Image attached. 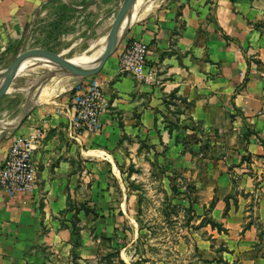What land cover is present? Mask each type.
Instances as JSON below:
<instances>
[{
    "label": "crops",
    "instance_id": "crops-1",
    "mask_svg": "<svg viewBox=\"0 0 264 264\" xmlns=\"http://www.w3.org/2000/svg\"><path fill=\"white\" fill-rule=\"evenodd\" d=\"M60 1L68 0H0V63ZM138 7L94 75L42 64L26 76L29 66L19 67L0 98V165L12 138L25 136L35 140L36 169L32 190L0 189V264H97L99 253L116 249L133 264L142 205L127 180L155 163L166 175L184 174L196 215L207 211L220 227H210L214 248L200 243L202 258L264 264V0H141ZM132 39L145 43L159 84L118 71ZM38 80L46 83L33 86ZM97 80L107 101L100 129L75 135L73 98ZM120 224L125 242L103 246Z\"/></svg>",
    "mask_w": 264,
    "mask_h": 264
},
{
    "label": "rangeland",
    "instance_id": "rangeland-1",
    "mask_svg": "<svg viewBox=\"0 0 264 264\" xmlns=\"http://www.w3.org/2000/svg\"><path fill=\"white\" fill-rule=\"evenodd\" d=\"M121 2L122 0H68L50 5L51 10L32 21L27 39L21 48L18 49L17 44L10 55L4 56L0 63V72L17 55L26 51H41L62 59L85 52L98 36L108 34ZM41 65L31 64L23 73L32 76L31 73L38 71ZM47 73L45 72L43 80L51 76V73ZM43 80L35 81L33 86H44L46 81ZM162 168V165L155 163L148 170H138L133 180H127L129 185L140 191L142 205L139 218L141 231L134 245V263L214 264V256L202 258L200 250L202 241L208 243L210 249L214 248V240L210 239L212 225L207 224L208 212L196 215L193 208L196 192L184 174L171 171L170 175H166ZM126 228L125 224H120L117 227L118 233H112L109 241L103 239L102 245L106 247L107 242L123 244L125 238L120 233ZM102 256L99 253L96 257L97 264H118L116 257ZM59 260L61 261L56 264L76 263L72 259Z\"/></svg>",
    "mask_w": 264,
    "mask_h": 264
},
{
    "label": "built area",
    "instance_id": "built-area-1",
    "mask_svg": "<svg viewBox=\"0 0 264 264\" xmlns=\"http://www.w3.org/2000/svg\"><path fill=\"white\" fill-rule=\"evenodd\" d=\"M118 71L145 84H159L155 70L147 63L145 43L129 40L119 53ZM107 105L100 81H92L78 92L72 103L71 126L75 135L95 133L100 129V115ZM35 140L14 136L0 165V189L5 192L32 190L36 169L32 161Z\"/></svg>",
    "mask_w": 264,
    "mask_h": 264
},
{
    "label": "water",
    "instance_id": "water-1",
    "mask_svg": "<svg viewBox=\"0 0 264 264\" xmlns=\"http://www.w3.org/2000/svg\"><path fill=\"white\" fill-rule=\"evenodd\" d=\"M134 0H122L119 5L118 11L112 22V26L107 34L106 43L103 52L94 63L93 66L86 67L79 64L72 63L68 59L59 58L57 55L48 54L41 51H26L16 56V58L2 71L0 72V98L7 92L8 86L14 77L18 73V68L24 60H41V64H47L52 67H57L63 71L69 72L78 76H90L94 75L105 62L106 58L110 55L114 42L118 36V29L123 18L130 11Z\"/></svg>",
    "mask_w": 264,
    "mask_h": 264
},
{
    "label": "bare ground",
    "instance_id": "bare-ground-1",
    "mask_svg": "<svg viewBox=\"0 0 264 264\" xmlns=\"http://www.w3.org/2000/svg\"><path fill=\"white\" fill-rule=\"evenodd\" d=\"M141 3V0H137L136 4L134 5V7H132V10H130V20H136L138 18V15L140 13L139 10V4ZM141 13H143L141 11ZM141 15V14H140ZM131 24L130 21L127 18V15L123 18L119 29H118V35L121 34V32L129 25ZM106 37H107V33L102 34L100 36H98L86 49L85 52H82L81 54L75 55L72 58H69L68 60L71 61L72 63L75 64H79L82 66H86V67H90L91 65H94V63L97 61V59L99 58V56L101 55V53L104 50L105 47V43H106ZM30 65V61L29 60H24L22 61V63L20 64V68H27ZM18 68V69H20ZM20 70H18V72L20 73ZM56 69V68H55ZM48 70V69H47ZM51 70V69H50ZM63 71V70H62ZM49 72V71H48ZM37 79V78H36ZM9 88V87H8ZM46 90H43L41 92V95L45 94Z\"/></svg>",
    "mask_w": 264,
    "mask_h": 264
},
{
    "label": "trees",
    "instance_id": "trees-1",
    "mask_svg": "<svg viewBox=\"0 0 264 264\" xmlns=\"http://www.w3.org/2000/svg\"><path fill=\"white\" fill-rule=\"evenodd\" d=\"M212 226H214L215 224H214V222H209ZM216 226V225H215ZM75 234H76V236H77V232H75ZM118 252H119V250L118 249H116L114 252H111L110 254H108V255H106V256H104L105 258L107 257V258H110V257H116L117 258V261H118V264H125L121 259H119V257H118ZM133 264H138V263H133Z\"/></svg>",
    "mask_w": 264,
    "mask_h": 264
}]
</instances>
